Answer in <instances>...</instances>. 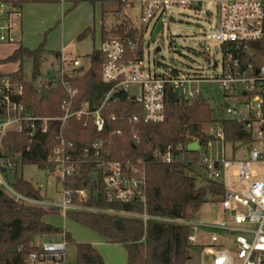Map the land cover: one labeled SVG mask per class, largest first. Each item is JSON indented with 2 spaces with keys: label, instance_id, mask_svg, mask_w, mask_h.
I'll return each mask as SVG.
<instances>
[{
  "label": "built area",
  "instance_id": "obj_1",
  "mask_svg": "<svg viewBox=\"0 0 264 264\" xmlns=\"http://www.w3.org/2000/svg\"><path fill=\"white\" fill-rule=\"evenodd\" d=\"M142 21L152 24L163 16L169 7L201 10L203 5L217 8L218 24L212 32V39L221 46V73L215 78H204L198 75L182 74L177 69H169L158 75L146 65L142 59H128L127 48L119 40H111L101 45L104 54L102 67L103 80L111 84L103 102L94 110L89 106L73 110L74 99L78 94L67 79L80 75L81 68L85 71L81 60L73 54L60 52L54 58L56 71L43 83L50 88H62L68 98L63 102L64 111L61 117H39L31 112L21 100L24 88L9 77H0V152L5 154L3 138L8 133L25 134L33 138L36 133L48 134L51 125L58 123V133L52 154L48 157L51 171L62 184L63 202L57 204L30 199L18 193L0 176V188L17 202L28 205L58 209L66 216L68 211H85L98 214L134 217L158 222L176 223L189 226L190 243L197 247L198 238L193 235L200 227L219 229L231 235L230 245H222L218 235L211 237V243L198 247L200 264H264V69L255 70L252 65L243 67L240 60L234 57V51L250 42L264 40V0H140ZM0 12L4 13L5 21L0 22V44H19L15 31L23 18L21 10L0 2ZM204 44V43H203ZM205 45V44H204ZM205 47V46H204ZM130 51H137L138 45L129 42ZM219 63H215V67ZM219 84L224 96L232 102L226 103V116L216 117L204 126L211 137L206 145L192 139L186 143L169 145L165 150H158L154 156L158 162L171 164L188 161L183 156L196 154L195 164L200 167L208 178L223 181L228 173L241 181L243 189L226 187V193L220 204L228 217L224 222L206 225L194 220L169 219L151 217L144 214L126 213L115 210L98 209L84 203L91 196L90 188L71 191L64 190L63 183L80 175L82 167H90L92 186L102 188L108 202H139L146 207L147 172L146 161L141 157H131L120 151L115 137L122 136L126 123L157 124L165 118L166 88L172 87L184 100L191 104L203 98L199 88L203 84ZM41 83L39 89L41 88ZM138 91L137 96L130 95ZM119 92L128 94L134 105L141 108L140 115L118 117L109 111V103H119L116 96ZM204 99V98H203ZM205 100V99H204ZM71 118H85L86 124L92 121L97 132L106 134L104 138L94 141L83 154L76 156L74 144L66 137L67 121ZM235 121L243 125L248 134L249 142L243 145H232V158H226L225 131L222 120ZM134 144H138V133L132 135ZM198 143V150L191 151L188 146ZM222 144V150L219 148ZM215 147V153L213 148ZM245 147L247 157L236 158L237 152ZM221 152V153H220ZM16 157H20L17 155ZM6 161L10 171L15 173V164L6 155L0 158ZM255 167H260L257 169ZM78 201V202H77ZM65 240L60 243L43 246L41 255L33 253L28 264L50 262L65 264Z\"/></svg>",
  "mask_w": 264,
  "mask_h": 264
},
{
  "label": "trees",
  "instance_id": "obj_2",
  "mask_svg": "<svg viewBox=\"0 0 264 264\" xmlns=\"http://www.w3.org/2000/svg\"><path fill=\"white\" fill-rule=\"evenodd\" d=\"M131 1V0H125ZM137 1V0H132ZM124 1L107 4L105 0H74L72 8L81 3L91 6L101 4L102 27L100 30V46L94 45L89 55L90 67L78 70L80 75L67 79L73 89L78 90L74 99L73 110L89 106L96 109L104 100L112 85L103 80L102 67L104 54L100 50L102 44L119 40L127 48L128 59H142L143 30L134 28L125 19ZM21 4V2H17ZM142 11V8H141ZM97 31L88 27L78 35V40L91 37L96 39ZM46 35L43 43L32 50L23 45L18 47L0 64L19 63V69L12 73L0 74L9 77L24 88L21 100L28 109L39 117H61L64 114L63 102L68 98L62 88H50L47 96L41 100L40 89L36 85L41 75L43 57L51 54L53 58L59 52L46 50ZM138 45L137 51H130L129 42ZM243 67L252 65L255 70L264 69V40L250 42L234 51ZM33 62L31 80H27L24 72V62ZM119 103H109V111L118 117L135 115L141 112L140 106L134 105L125 92L116 94ZM214 111L203 98L187 103L172 87L166 88L165 118L157 124L126 123L122 136L115 137L120 151L131 157H141L146 163L147 172V202L146 207L139 202H108L102 188L96 190L92 186L90 167H82L80 175L69 178L63 183L64 190L77 191L90 188L91 196L84 204L98 209L115 210L126 213L144 214L151 217L169 219L194 220L197 213L209 200L220 202L226 193V187L221 181L208 178L205 172L195 164L196 154L189 156L186 162L161 163L154 156L158 150H165L169 145L186 143L192 139L206 145L211 137L204 126L213 121ZM66 137L74 144L73 151L81 156L85 149L90 148L94 141L105 137V133L97 132L85 118H71L67 121ZM225 143L243 145L249 142V136L242 124L223 119ZM138 133V144L132 140L133 131ZM58 133V123H53L48 134L36 133L33 138L25 134L8 133L3 138L5 154L0 152V158L6 155L15 166L13 188L21 195L30 199L45 201L41 190L32 182L17 175L18 160L25 165H37L40 168L51 169L48 157L52 154ZM199 181L203 184H199ZM78 202V201H77ZM58 209H46L17 202L0 188V264H28L31 254L41 255L43 247L34 244L38 236H63L67 246L76 249V264H106L102 255L90 243L76 242L72 235L60 227L48 224L44 218L49 215H60ZM68 219L99 234L111 244L122 245L127 252V264H188L192 259L193 246L189 237L191 229L170 222L144 221L140 218L119 215L98 214L85 211H68Z\"/></svg>",
  "mask_w": 264,
  "mask_h": 264
},
{
  "label": "rangeland",
  "instance_id": "obj_3",
  "mask_svg": "<svg viewBox=\"0 0 264 264\" xmlns=\"http://www.w3.org/2000/svg\"><path fill=\"white\" fill-rule=\"evenodd\" d=\"M138 1V0H137ZM137 1H126L124 3V13L129 21V24L134 28L143 30L144 42H143V60L153 72L158 75H163L169 69H177L182 74H192L202 76L204 78H215L217 74H220L222 61L221 46L218 42L212 39L211 35L213 30L218 24L217 8L212 5H203L201 10L184 9L180 7H169L163 16H160L157 20L150 25H146L142 21L141 7ZM98 31V30H97ZM54 32V31H53ZM99 32V31H98ZM43 41H44V35ZM49 38V33L46 37ZM57 40V36H54ZM60 41V39H59ZM43 43V42H42ZM94 43L96 47L100 46V36L96 35L95 41L88 37L84 40L73 39L68 43L67 52L78 57L85 70L90 67L89 55L93 51ZM200 43H204L205 47L201 48ZM18 47L17 44L2 45L0 44V60L7 58ZM218 62L219 66L215 67V63ZM24 72L27 80H31L33 71V62L30 59H26L24 62ZM19 69L18 62H12L7 64H0V74H7L15 72ZM56 71V64L51 54H46L43 57L41 75L37 78L36 85L39 87L45 83L50 75ZM199 88L203 98L208 102L210 107L214 111L216 117L226 116V103L232 102L225 98L224 90L219 84L209 85L203 84ZM219 148L222 150V144H219ZM215 153V147L213 148ZM226 158H232V149L229 144L225 145ZM221 153V152H220ZM248 153L245 147L237 152L236 158L247 157ZM189 159V156H183ZM17 175L23 176L24 179L32 182L37 186L42 195L45 197L46 202H54L61 204L63 202L62 184L54 176L53 172L47 168H40L37 165H25L20 163V157H16ZM260 169V167H255ZM208 176L207 173H205ZM0 176L11 187L14 182V172L10 171L7 167L6 161L0 159ZM228 188L242 190V183L239 179L233 178L230 173L227 174L222 181ZM199 184L203 182L199 181ZM224 215V218L228 217L224 214L222 206L219 202H213L209 200L199 210L196 218L197 223H204L206 225L214 224L213 221L218 215ZM59 226H62L65 221L62 217L56 219ZM68 226V231L72 234V238L76 241H99L102 237L85 228L78 223H72L65 221ZM58 226V227H59ZM62 228V227H60ZM65 228V227H64ZM63 229V228H62ZM212 232H215L219 237H222L227 245L231 244V239L234 238V234L231 235L225 231L216 229L211 230L206 227H200L197 231L193 232L198 238V241L207 240L210 238ZM86 243V242H79ZM108 248L111 259L117 258V254L124 248L119 244H107L104 246ZM67 262L68 264H76V249L72 245L67 247ZM192 259L188 264H200L198 252L195 249L191 251Z\"/></svg>",
  "mask_w": 264,
  "mask_h": 264
},
{
  "label": "crops",
  "instance_id": "obj_4",
  "mask_svg": "<svg viewBox=\"0 0 264 264\" xmlns=\"http://www.w3.org/2000/svg\"><path fill=\"white\" fill-rule=\"evenodd\" d=\"M72 1L74 0H0V2H4L8 6V8L15 7L21 10L23 14V18L18 24V27L15 31V34L19 41L18 45H23L29 49L34 50L42 44V35L49 33V38L48 36L46 37L45 48L48 51L59 53L62 51L68 53V43H70L71 40L78 38V35L88 27H94L96 31L98 30L99 32L97 31L96 35L100 36V30L102 27L101 4L91 6L88 3H81L78 6L72 8ZM105 1L108 5L114 2L116 3L118 1L125 2V0ZM17 2H21V4ZM137 2H139L140 7H142L140 0H138ZM5 20L6 19L4 13L0 12V22H4ZM54 36H57L60 41L59 39L57 40L56 38H54ZM59 217H62L65 221L68 220L75 224L74 221L68 219L62 214L46 216L44 218V221L48 224L58 227L60 223H57L56 219ZM225 220L226 219L224 218V215L220 214L216 217V219H214L213 223H221ZM65 221L63 222L62 226L59 227H62L66 232L69 233V231L67 230L68 226L66 225ZM213 235L217 234L215 232H212L209 239L198 241L197 247L209 245L211 243V237ZM87 240L88 241L79 242L90 243L102 255L106 264H127V252L122 245L120 246L124 248V252L121 250L117 254L118 257L114 258L113 261L108 252V248L104 247L105 245L111 243H109L105 238L102 237V240L99 241H93L89 239ZM63 241L64 238L60 235H44L36 237L34 240V244L38 247H43L45 245L56 244ZM219 241L222 245H227L222 237H219ZM64 260L65 264H68L67 252H65ZM36 264L52 263L37 262Z\"/></svg>",
  "mask_w": 264,
  "mask_h": 264
},
{
  "label": "water",
  "instance_id": "obj_5",
  "mask_svg": "<svg viewBox=\"0 0 264 264\" xmlns=\"http://www.w3.org/2000/svg\"><path fill=\"white\" fill-rule=\"evenodd\" d=\"M199 46L201 48H204L205 45L203 43H200ZM39 91H40L41 100H43L47 96V94L49 92V89L45 85H42ZM130 95L137 96L138 95V91L137 90L132 91V92H130ZM188 149L191 150V151H197L198 150V143L197 142H193L192 144H190L188 146Z\"/></svg>",
  "mask_w": 264,
  "mask_h": 264
}]
</instances>
